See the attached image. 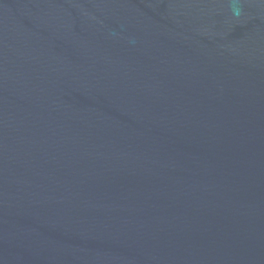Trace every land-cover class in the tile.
Returning a JSON list of instances; mask_svg holds the SVG:
<instances>
[{"label": "water", "instance_id": "water-1", "mask_svg": "<svg viewBox=\"0 0 264 264\" xmlns=\"http://www.w3.org/2000/svg\"><path fill=\"white\" fill-rule=\"evenodd\" d=\"M0 264H264V0H0Z\"/></svg>", "mask_w": 264, "mask_h": 264}, {"label": "clouds", "instance_id": "clouds-1", "mask_svg": "<svg viewBox=\"0 0 264 264\" xmlns=\"http://www.w3.org/2000/svg\"><path fill=\"white\" fill-rule=\"evenodd\" d=\"M234 13H235V15L238 16V15L240 14V10H239V8H235V9H234Z\"/></svg>", "mask_w": 264, "mask_h": 264}]
</instances>
